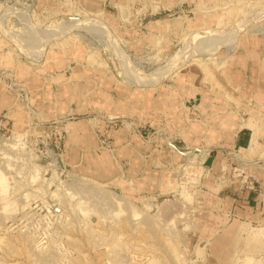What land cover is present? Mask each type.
I'll use <instances>...</instances> for the list:
<instances>
[{"label": "rangeland", "instance_id": "1", "mask_svg": "<svg viewBox=\"0 0 264 264\" xmlns=\"http://www.w3.org/2000/svg\"><path fill=\"white\" fill-rule=\"evenodd\" d=\"M252 113L264 0H0V264H217L233 221L207 201L232 180L264 192V157L195 130Z\"/></svg>", "mask_w": 264, "mask_h": 264}, {"label": "crops", "instance_id": "2", "mask_svg": "<svg viewBox=\"0 0 264 264\" xmlns=\"http://www.w3.org/2000/svg\"><path fill=\"white\" fill-rule=\"evenodd\" d=\"M251 116L252 118L240 121L235 115L228 114L223 123L215 122L213 128L207 132L202 127L196 128L194 139L196 143L192 140L188 141L194 142L197 146L217 145L220 147L223 145L229 150L243 152L247 156L245 158L248 159L257 154L264 157V115L252 113ZM217 155H215L216 158L209 156L206 160L210 163L209 168L212 173H208L204 186L214 191L217 190L214 174L225 172L223 155L222 153ZM201 168H191L188 176L186 175V181L190 183L198 181L197 176L202 175ZM228 169L227 167L226 172L230 171ZM235 170L236 168H233V171ZM246 171L244 169V172ZM159 172L147 168L143 173L146 184L150 188H164L169 183L167 179L165 182L162 181V176L167 173ZM261 188L264 189V177ZM224 189L223 198L219 195H212L207 201L211 208L225 212L228 219L231 217L233 221L229 228L215 237L211 246L212 260L217 264H232L237 256L244 255L240 258L241 263L244 264L248 260L246 255L264 252V233L254 227L255 223L264 222V192L242 190L240 185L233 180L228 182ZM186 192L189 193L188 190ZM218 217L223 219V216Z\"/></svg>", "mask_w": 264, "mask_h": 264}, {"label": "bare ground", "instance_id": "3", "mask_svg": "<svg viewBox=\"0 0 264 264\" xmlns=\"http://www.w3.org/2000/svg\"><path fill=\"white\" fill-rule=\"evenodd\" d=\"M154 79V78H153ZM150 80H152V78L150 79ZM152 82V81H151ZM154 82V81H153Z\"/></svg>", "mask_w": 264, "mask_h": 264}]
</instances>
